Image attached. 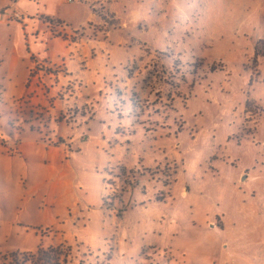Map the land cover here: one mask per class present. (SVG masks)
<instances>
[{
  "label": "rangeland",
  "instance_id": "1",
  "mask_svg": "<svg viewBox=\"0 0 264 264\" xmlns=\"http://www.w3.org/2000/svg\"><path fill=\"white\" fill-rule=\"evenodd\" d=\"M136 1L94 8L99 25L75 2L46 15L93 45L75 65L50 36L32 74L56 88L20 100L31 135L67 156L25 184L62 183L67 223L40 244L65 264H264V0ZM13 12L0 0V20ZM16 13L1 36L20 39L30 11Z\"/></svg>",
  "mask_w": 264,
  "mask_h": 264
},
{
  "label": "crops",
  "instance_id": "2",
  "mask_svg": "<svg viewBox=\"0 0 264 264\" xmlns=\"http://www.w3.org/2000/svg\"><path fill=\"white\" fill-rule=\"evenodd\" d=\"M67 2H75V6L81 7L85 15L89 13L85 26H89L90 23L96 25L101 23L99 13L93 11L94 8H101L103 11L101 13L114 14L116 9L122 7L130 15L131 9L138 3L136 0H9L12 10L15 11L13 14H17L16 11L22 7L29 10L30 14L23 15L21 24L17 21L19 24L17 33L20 39H17L16 35H0V255L25 252L22 251L25 249L26 252H33L42 247L40 244L42 229L59 226V221L67 223V220L60 219L64 217L62 187L59 188L61 182L54 178L48 179L41 185L42 187L29 194L25 186L28 177L36 178L39 170L50 171L52 163L59 159L63 161L67 156L61 147H47V144L42 142L43 138L39 139L31 135L32 130L26 129L30 127L26 125V120L34 117L31 115V110L26 112L21 110L26 107L19 106L21 99L28 100L29 103L33 102L34 92L38 94L36 92L40 89H45L41 84L47 88L51 87L48 89L53 91L56 88L48 84L49 77L54 79L59 74L49 76L39 71L33 77L30 76L34 61L40 66L42 61L44 64L49 63L43 51L50 36L55 42L61 40L68 44L69 48L74 49L77 58L72 63L82 64L81 58H85L83 61H86V57H81L80 49L93 45V40L76 30L70 34L79 38L73 39L64 31L63 20L61 24L52 25L49 18L46 19V15L57 12L58 5ZM4 7L5 4L4 10L2 9L3 15L7 13ZM13 14L6 21L0 20V29L10 27ZM82 28L84 26H80V29ZM54 30L61 34H53ZM64 34L67 35L66 38L63 37ZM105 35V41L110 37L115 39L111 30ZM59 82H61L60 78ZM88 88L90 89L89 85ZM15 109L21 111L16 112ZM10 119H14L15 122H9ZM13 149L18 152L12 154L10 150ZM48 185H51L55 191L41 196ZM30 246L33 248L28 249Z\"/></svg>",
  "mask_w": 264,
  "mask_h": 264
},
{
  "label": "trees",
  "instance_id": "3",
  "mask_svg": "<svg viewBox=\"0 0 264 264\" xmlns=\"http://www.w3.org/2000/svg\"><path fill=\"white\" fill-rule=\"evenodd\" d=\"M264 45V42H258L255 46V51L263 53L264 49L260 48ZM35 118L26 120V125L30 126L29 130L34 129L32 121ZM9 122H15L14 119H10ZM43 141V140H42ZM60 248L56 247H39L33 252H10L0 255V264H65V256H62Z\"/></svg>",
  "mask_w": 264,
  "mask_h": 264
},
{
  "label": "built area",
  "instance_id": "4",
  "mask_svg": "<svg viewBox=\"0 0 264 264\" xmlns=\"http://www.w3.org/2000/svg\"><path fill=\"white\" fill-rule=\"evenodd\" d=\"M69 1H70V0H69ZM13 15H14L13 18H15V19L18 18V17H17V14H13ZM33 63H34V67L30 70V76H34V75L32 74L33 70L36 71V70H37V67H40V64H39L38 62L34 61Z\"/></svg>",
  "mask_w": 264,
  "mask_h": 264
}]
</instances>
